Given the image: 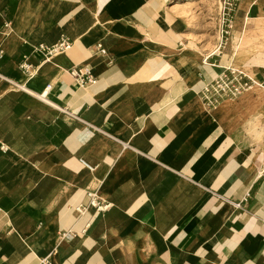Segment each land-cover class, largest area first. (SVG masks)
I'll return each instance as SVG.
<instances>
[{
  "label": "crops",
  "instance_id": "0c3cea01",
  "mask_svg": "<svg viewBox=\"0 0 264 264\" xmlns=\"http://www.w3.org/2000/svg\"><path fill=\"white\" fill-rule=\"evenodd\" d=\"M175 1L0 0V264H264V92L211 110L199 96L229 66L264 87V0L207 42ZM63 37L72 48L39 62ZM14 81L52 84L59 108ZM89 190L111 210L78 217Z\"/></svg>",
  "mask_w": 264,
  "mask_h": 264
},
{
  "label": "built area",
  "instance_id": "2783aa9c",
  "mask_svg": "<svg viewBox=\"0 0 264 264\" xmlns=\"http://www.w3.org/2000/svg\"><path fill=\"white\" fill-rule=\"evenodd\" d=\"M241 0H221L222 8L221 10V19L220 25L223 29L225 35L229 34V31L232 28V24L236 18V12L240 7ZM73 42L68 38H61L59 42L53 46L40 45L34 48L33 54L40 61H48L53 56L67 52L72 48ZM98 51L100 53H105V49L98 46ZM216 54H221L220 49L215 51ZM2 52L0 51V58L2 57ZM27 57H23L22 63L20 65L21 69L27 76H31L33 70L36 69V66L27 61ZM68 74L76 81L80 87H85L91 84L96 83L97 78L93 75L92 70L88 67L85 68H71L68 71ZM15 87H19L22 91L27 94L37 98L38 100L48 104L54 108H59L58 105L51 102L48 98V94L51 92L53 86L48 84L44 91L41 93L34 92L27 88L25 84L21 83H12ZM256 82L253 77L248 74L245 70L235 67H225L222 68V71L213 78L210 82L206 83L204 87L200 90L199 96L202 104L207 110H211L217 107L223 101H236L243 94L254 89ZM0 149L5 152L7 151V146L1 145ZM80 163L89 170H92L94 166L89 164L83 159H80ZM88 203L79 204L75 206L74 212L77 213L78 217H83L89 212H92V218L98 217L112 208V203L108 200L102 198L97 190L87 191ZM88 222V226H89ZM87 231V228L83 230V233ZM74 234L73 230L61 231L59 233V241H64ZM42 264H53L51 261V256H46Z\"/></svg>",
  "mask_w": 264,
  "mask_h": 264
},
{
  "label": "rangeland",
  "instance_id": "374dc122",
  "mask_svg": "<svg viewBox=\"0 0 264 264\" xmlns=\"http://www.w3.org/2000/svg\"><path fill=\"white\" fill-rule=\"evenodd\" d=\"M175 2L185 5L184 18L193 26L190 30V38L209 41L221 22V0H176Z\"/></svg>",
  "mask_w": 264,
  "mask_h": 264
},
{
  "label": "bare ground",
  "instance_id": "6f19581e",
  "mask_svg": "<svg viewBox=\"0 0 264 264\" xmlns=\"http://www.w3.org/2000/svg\"><path fill=\"white\" fill-rule=\"evenodd\" d=\"M179 2H181V1H179ZM221 8H222V5H221ZM257 28H258V30H261V31H263L264 30V23H263V21L262 20H257ZM220 36V35H219ZM263 44H264V42H263ZM35 71L36 70H33V72H32V76L34 75V73H35ZM24 73V72H23ZM26 76H27V74L26 73H24ZM27 77H29V76H27ZM31 78V77H30ZM255 80V82H256V87L254 88V90H257L260 94L262 93V92H264V87L261 85V82H259L258 80H256V79H254ZM13 81V80H12ZM15 82V81H14ZM16 83H18V82H16ZM12 87V86H11ZM12 88H15V89H18V90H21L19 87H12ZM22 91V90H21ZM260 134V133H259ZM258 137V136H257ZM9 150V148L7 147V151ZM6 151V152H7ZM86 168V167H85ZM87 169V168H86ZM95 169L96 168H93L92 170H89V169H87L90 173H93L94 171H95ZM113 207V206H112ZM111 210V209H110Z\"/></svg>",
  "mask_w": 264,
  "mask_h": 264
}]
</instances>
